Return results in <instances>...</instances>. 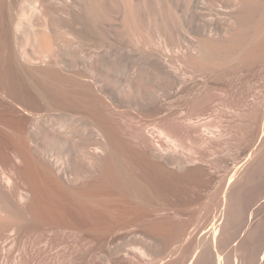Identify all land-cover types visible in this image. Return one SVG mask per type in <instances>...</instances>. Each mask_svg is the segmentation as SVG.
Segmentation results:
<instances>
[{
    "label": "rangeland",
    "instance_id": "obj_1",
    "mask_svg": "<svg viewBox=\"0 0 264 264\" xmlns=\"http://www.w3.org/2000/svg\"><path fill=\"white\" fill-rule=\"evenodd\" d=\"M78 1L80 2L81 0ZM78 1L77 6L76 4L74 5V7L76 6L77 8L74 9H76L75 11L80 14L82 11V1L80 3H78ZM132 1L133 3L138 4L137 7H139V17H141L143 20L146 19L147 21H145L143 26H134L133 24H131L132 26H129L124 22V0H103V2L107 4L108 8L107 10H105L106 7L103 9L104 12L102 11L100 14V17L102 18L97 19L98 22L96 21L97 34L93 35L90 28L85 27L82 23H78L77 25L75 24L76 26L74 25L79 33H71L68 27H66L63 30L66 45L61 51V56H63L66 60L71 59L72 56H76V58L79 59V64L81 66L88 64L84 67H90L95 62L98 67H101L103 61L102 58H110V56L112 57L114 55L116 58V56H120L121 53H126V56L130 54L128 55L129 57L133 55L135 58H137V63L141 64V66H143L142 64L145 65V68L147 66L146 70H150L155 67L153 66V63L158 65L156 66V71H158V69L161 71L163 70L162 72L160 71L161 73L158 71L160 76L162 74L161 79H163V82L160 80V83L164 84V81L169 79V83L172 82L171 85L173 87L171 85L170 87L165 86V88L167 87V90L165 88L163 91L161 90L162 94L158 95V100L155 99L157 101L152 99L151 102V100H149L150 97L146 94L144 98V103H146L145 106L147 105L146 108L149 107V109H152L160 107L162 108L161 112L163 113L158 114L160 113L158 112L157 114L155 113L153 115L152 112V114H150L148 110H145L144 113L142 112L141 115L138 113L137 116V112L134 111L135 109H133L131 105H129L128 101L125 100L123 102L122 100H119V98H115L114 101L113 99L107 98L106 101L109 103L111 100V104L109 103V107L107 106L105 110L107 111L109 108L110 114H112L111 116H116L118 121L117 122L114 120V123H117L118 125L120 124L119 126L123 127V130L126 131V136H128V138L124 136V131L122 133H124L123 137H126L127 140L129 139L127 142L128 145L133 143L135 146L127 147H133V149L137 147L136 150L139 151H137V153L135 152V149L131 151L129 148H126V151L124 150L123 152L119 151L118 155H120L119 157L122 159L119 160L122 162L125 158L124 160H126V163L128 160L129 164L132 161V165H129V167L132 166L130 168V172L135 173L136 166L141 165L143 167L144 163L142 165V162L137 159V156H134L137 159V162L139 161L137 164H134L136 163V160H133L135 159L133 154L137 153V155H141V152H143L145 155H147L144 151H147L150 147H152L149 150L150 152L147 151L149 154L147 156H151L150 158H154L155 162L158 161V163H161L162 161L160 162V160H163V164L167 166L166 171H169L167 168L170 169V171L166 172V174H169L168 176H170V178L172 177V180H167L165 176L163 177L161 174L165 173V170L163 169L162 171L164 172L159 170L161 173L156 169L153 171L151 170V172L155 171V173L158 172L161 174V176L158 178V176H156L157 173H152L153 176L155 175L153 180H156V184L158 183V188L160 187L162 190H165L166 188V192L159 190L160 188L158 189L157 186H151V188L154 189L153 191L150 187L146 188V190L148 192L149 189V192L153 194H151L150 197H153V200H155L154 202L152 199V201H150V197L148 198L147 196V203L146 201L144 202L145 198H143V195L141 194V196L139 195L141 200H138L137 197H131L128 198L130 200H126L125 198V200L119 203L117 201V203H115L114 201V203L117 206L119 205V207H115V204L113 203L114 210L116 208L118 213L114 211L115 215L113 216L114 213L111 214L113 218L109 216L111 217L108 218L110 219V225L109 220H107V223L104 222L105 224L102 222V225L99 223V221L96 223L97 225L95 224L91 226L93 230L89 228V231H92L91 233L87 231V227L86 232L82 233V229L79 231L80 229L74 226L72 227L71 225L59 226L61 227L59 229V227L57 228V226L53 224L54 226L50 227V229L48 227L52 224L42 223L43 221L39 218V216H37L38 214H36V212L34 213L33 211V213L31 212L30 194H28L29 196L27 198L22 200L17 195V191H14L15 179L10 176V182L7 181L6 177L9 176L8 172H4L0 166V195H6L9 197L13 204L17 207L18 211L21 212L17 214L19 218V224L15 225L13 229L14 231H5L3 232V237L5 236V238H0V264H215V262L216 264H223V255L216 250V252L213 251L211 248V242L212 240L215 242L219 228L217 227L215 229L212 228L209 230V224L217 220L218 217L220 218L226 214L228 206L226 205L227 198L228 202L229 200H234V196L236 197V201H239L240 196L242 195L249 196L250 199H253L255 197V193L262 190L264 183V55L262 57L263 59L259 58L254 62H251V65H238V63L232 64L231 62V65H229V63L227 65L224 64L225 66H217L218 69H216L217 67H214L215 71H213V67H207L201 70L193 61L190 60V57H196L198 51L197 45H199V42H197V38L194 37V33L192 31V24L195 23L198 18L194 19L187 16V11H191L194 0H176L177 2L175 0V2L173 0H168L170 3H174L175 7L177 8L176 10L178 12L179 18L184 24L183 28H180L181 30L174 29V36H171V32L167 33L163 30H160L162 29V26L160 25H162L164 21L163 17L165 19L167 12H165L166 9L163 7V5L158 2L159 0L152 1L153 4L151 2L150 4L152 5L150 6H148V1L146 0ZM228 1L229 0H204L205 7H208H206L207 11L205 12L207 13L209 10H211V12H208V15L205 14L203 16L207 15L209 18L208 22L213 20L210 19L212 17L216 20V22L213 20L214 23L211 22L212 24H208V22L206 23V28H208H205L207 31H204L205 33L203 36H205V38L222 41L229 37L233 31H235L241 22L239 19H241V17L243 18V15L244 17L246 14L255 17L256 15H259L260 10L264 9V0H257V2H255V0H253L254 2L251 0V3H255H252V6L245 5L244 1L248 0H242V3L240 2L241 0L239 1L240 3H238V0H232V2L231 0L229 2ZM110 7L113 8L111 9ZM249 11L250 14L252 13L251 15L249 14ZM215 14H217V16ZM218 14L220 15L219 17ZM28 16L29 15H27L24 19L25 23L30 22ZM207 17L206 19H208ZM221 17L223 19H221ZM30 23L33 22L31 21ZM225 23H228L229 25ZM158 30L162 32H159ZM175 36L179 41H182L183 38L190 40L193 46L188 49L186 48L184 51H182L183 49L180 51L177 50L176 44H178V40ZM95 42L97 44L96 46L94 44ZM97 42H99L100 45ZM172 43L176 44L174 45ZM38 64L42 67L44 66L43 63ZM94 73L97 75V72ZM114 74L115 73H112V76H115ZM101 81L103 82V80L98 81V86H101L105 83V81L103 83ZM121 95L122 92L120 93V96ZM0 96L2 97V95ZM147 96L149 99H146L148 98ZM207 99L210 101L204 103V101ZM198 100L200 101V104H198ZM196 101H198V103ZM108 103L106 102L107 105ZM147 103L151 104L148 105ZM128 105L129 108H132L134 113L132 110H130L131 112L128 111ZM206 106H208V108ZM136 119H138V121ZM138 122L139 124L137 125ZM122 124L123 126H121ZM132 124L134 126L136 125L137 127H140V129L142 128L143 130L146 128V131L141 129V131L145 134L143 137L148 139V141L145 140L147 144L144 149H142L136 143L138 142L137 139L144 140L143 137H140L143 134L141 132L139 138L135 137L136 133L133 132L134 126ZM127 125H129V128ZM171 127L175 129L173 132L171 131ZM163 128L164 131L162 130ZM168 128L171 129L167 131ZM161 130L164 133H162ZM132 132L134 133V137L132 136ZM165 133H167L168 136ZM101 134L102 132H100V138L104 139L105 137H102ZM134 138H136V141ZM176 138L178 139L176 140ZM132 141H134L136 144ZM154 142L157 145H155ZM153 148H155V150ZM127 149H129V151ZM102 152H98L99 158L105 156V152ZM126 152H129L128 156L127 154H124ZM130 155L133 157V159L129 157ZM127 157H129V159L131 158L132 160L127 159ZM169 158L172 159L173 162L175 160L178 162L170 163L167 161L170 160ZM180 158H182V161ZM234 159L237 160L235 161ZM123 162L125 163V161ZM238 162L239 165H242V167L240 166L238 168L236 173L237 175L235 177L230 178L229 176L235 172V167H237ZM170 166L173 168V170ZM191 168L196 169L198 174ZM174 170L178 171L179 173ZM191 170L193 173L188 172ZM199 172L202 173L199 174ZM170 173L174 175L172 176ZM193 174H195V176ZM185 175L188 177V179H186L187 177H185ZM200 175H205V178L202 176L200 177ZM180 177L182 178V183L180 181L177 182L178 179H181ZM198 177L201 181L197 179ZM161 178L166 180L163 181ZM183 178L185 179V183ZM66 180L68 184L73 183L69 180V178H66ZM186 180L190 181V185L189 182H186ZM161 181L163 183H161ZM172 181L174 183H172ZM191 182L196 183V185L194 186V183ZM172 184H174V186ZM178 185L180 189L179 187H176ZM161 186H163V188ZM21 187L23 188V186ZM194 189L196 191H194ZM160 191H162L165 196L161 194L162 192ZM187 191H190V193ZM212 192H216L214 194L215 197L211 196V194L213 195ZM217 193H219V196ZM154 194L156 195L155 197ZM222 195H224V197ZM168 196L171 198L169 199ZM133 198H136V200ZM162 198L165 200H162ZM142 199L144 200L142 201ZM186 199H188V201ZM262 199L263 200L260 202L259 207L255 208L252 212V218L254 219L258 218L261 213H264V198ZM134 200L137 202L139 201V203L142 202L140 203L141 205ZM176 200L177 202L179 201V203H177ZM215 200L217 202H215ZM187 202L190 203L188 204ZM124 203L125 205H135H130L127 207L124 205V209H129V211L131 210L132 212L133 210L134 212L138 211L136 213L138 216L134 213V215L132 213H128L129 215L124 214L125 217L127 216V218H123V213L121 214L120 207ZM192 205L194 207H192ZM216 206H218L220 209ZM132 207L138 208V210L133 209ZM139 207L141 209H139ZM160 207L162 209H160ZM182 208L186 209L182 210ZM210 208L212 210H209ZM177 211L180 212L177 213ZM116 215L117 219H115ZM129 218L130 221H126ZM118 219L120 222H118ZM142 222L143 224H141ZM146 224H148V226ZM143 225L145 226L143 227ZM149 225L151 227H149ZM68 227H70V229H68ZM108 227H111L110 230L106 229ZM73 228L78 230H74ZM147 228L149 230H147ZM160 230L161 233H158ZM191 232L192 234H190ZM183 237L185 240H187L184 241ZM194 251H197V258L195 257L194 261L189 263L188 261L191 259L193 253H195ZM189 256L191 257L189 258ZM196 259H199V261Z\"/></svg>",
    "mask_w": 264,
    "mask_h": 264
},
{
    "label": "bare ground",
    "instance_id": "obj_2",
    "mask_svg": "<svg viewBox=\"0 0 264 264\" xmlns=\"http://www.w3.org/2000/svg\"><path fill=\"white\" fill-rule=\"evenodd\" d=\"M77 1L78 0H0V95H2V97L0 96V166L4 172L5 171L8 172L9 176L6 177L7 181L10 182L11 177L15 179L14 191H17V195L22 200L27 198L29 196L28 194H30L31 212L32 211L34 213L36 212V214H38L37 216H39V218L43 221V222L41 221L42 223L52 224L49 227L47 225L48 228L53 227L54 225H56L57 228L63 225L64 226L71 225L72 227L74 226L80 229L79 231H81L82 229V233H83V232H86L87 230L86 227L88 228L87 231H89V228L93 230L91 226L95 225L99 221H100L99 223L102 225L104 222L107 223V220H109V225H110V219L108 218H111V217L113 218V216L115 215L114 211L118 213L116 208L114 210L115 203L122 202L123 200H125V198L127 200L128 198H131V197H137L138 200H141V197H140L141 195H143V198H145V200L142 199V201L144 200L145 202L146 199H148L152 194L151 192H149V189L147 192L146 188L148 187L151 188V186H157L158 184V183L157 184L155 183L156 180H153V177L155 175L153 176L152 173L154 174L157 173L156 176H158V178L162 174L163 177L165 176L167 180L169 179L172 180V177L170 178V176H168L169 174H166V172H169L170 169L167 168V170L169 171H166L167 166L163 164V160H160V162L162 161L161 162L162 164L158 163V161H156L157 162L156 163L154 158H150L151 156L150 157L147 156L149 155L147 151H149L150 148L152 147H150L149 150L145 148L147 151L142 150L146 152L147 155L141 152V155L139 154L140 155L139 158H138L139 155H137L139 151L136 150L137 147L134 148L135 152L137 151L138 152L136 154L134 153L135 155L133 154V157L137 156V159L140 162H142V165L144 163V166L142 167L141 165H139L142 167L141 168L135 165L137 168V170L135 168L136 172L135 173L130 172V168L132 166L129 167V165L130 164L132 165L131 163L132 161L129 164L127 160V163H128L127 164L124 158L123 161H125V163L123 161L122 163L119 160L121 158L119 157L120 155H118V152L119 151L123 152L124 150L126 151V148H129L131 149V151H133L134 150L133 147L135 146L133 145V143L132 144L130 143L128 145L127 142L129 139L127 140L128 136H126V131L123 130L124 129L123 127L119 126L120 124L118 125L117 123L116 124L114 123V120L117 121V119H116V116L115 117L114 115L111 116L112 114H110L109 108L107 109V111L105 110L107 106L109 107V103L111 102L110 99H113L114 101L115 98L117 99L119 98V100H122L123 102L125 100L128 101L129 105H131L133 109H135L134 111L137 112L136 115L138 113L141 115V113L142 112L144 113L145 110H148L150 114L153 113V115L155 113L157 114L158 112H160L158 114H161L163 112H161L162 108L160 107L152 108V109H149V107H147L148 109L146 108L147 105L145 106L146 103H144L145 94L150 97L149 99V97L147 96L148 98L146 99H149L152 102V99L154 100L157 99L158 95L162 94L161 90L163 91L165 86L170 87L172 82L169 83L168 78L170 77H168L167 78L168 80H165L164 84L162 83L163 84L162 85L160 83V80L161 82H163V79H161L162 74L160 76L158 73V71L160 72L161 70L159 69L158 71L155 70L157 69L156 67L158 66L157 64L153 63L154 64L153 66L155 67L152 66L153 67L152 69L146 70L147 66L146 68L144 67L145 66L144 64H142L143 66H141V64L137 63L138 62L137 58H135L133 55L129 57L128 55L130 54L128 53H127L128 54L127 56L125 55L126 53L125 54L121 53V55L118 57L116 56V58H115V55L112 56L114 58H112L111 56L110 58L109 57H105L104 59L102 58L103 61H102L101 67L100 66L98 67L96 62L95 63L92 62L94 65L92 64L90 67L88 66L84 67L88 64H84L83 66H81L79 64L80 61L78 58H76V56H72L71 59H67V60L63 56H61V51L66 45L65 35H63L64 34L63 30L66 27H68L71 33H79V31L77 30L75 26L78 23L80 24L82 23L85 27L90 28L93 35L97 34L96 21L98 22L97 19L102 18L100 17V14L102 13L103 9H105L106 7L105 10H107L108 8L107 4H105L103 0L102 1L101 0H81L82 2L81 1L80 2L82 3V11L79 14L75 11L76 9H74V8H77L76 7ZM146 1H148V6H150L153 4L152 1L154 0H146ZM239 1L240 0H238V3L240 2L242 3V0L240 2ZM248 1H244L245 5L247 6L251 5L254 2L253 0H252L253 1L252 3H251V0H248ZM80 2L78 1V3ZM151 2L152 4H150ZM158 2L163 5V7L166 9L165 12H167L165 19L163 17L164 21L162 25H160L162 26L161 27L162 29L160 30H163L167 33L171 32L172 34L171 36H174L175 34L173 33L174 29H180L181 27L183 28L184 26L182 20L179 18L178 12L176 10L177 8L175 7L173 2L170 3L168 0H159ZM255 2H257V0H255ZM123 3H124L123 4L124 9H125L124 10V22L129 26H132L131 24H133L134 26H139V25L143 26V24H145L146 19L143 20L141 17H139V14H138L139 7H137L138 4L133 3L132 0H124ZM75 4L76 6L74 7ZM236 5H237V2H236ZM206 7H205L204 0H194L191 11L190 12L187 11L188 17H192L194 19L198 18L195 23L193 22H192L193 24L191 23L194 37H196L197 42H199V45H197L198 51H197L196 57L194 56L190 57V60L193 61L199 67V69L203 70V68L213 67L214 69L213 71H215V68L217 66H221V65L225 66L229 63H230L229 65H231V62L232 64L238 63V65L239 64L241 65L250 64L251 65V62H254L255 60L263 57L264 55V9L260 10L259 15H256L255 17L249 16L248 14H246L245 17L243 15V18L241 17V19H239L241 20L239 26L235 29V31L232 32V34L229 37H227L226 39L222 41L221 40L216 41V40H211L209 38H205V36H203L205 33L204 31L208 28V27L206 28L207 26L206 23L209 21V18L207 17L208 15L207 13L211 12V10H209L206 13L205 11H207V8H208ZM205 14L207 15L203 16ZM249 14H250V11H249ZM27 15H29L28 16L29 21L33 22V23L28 22L30 25L27 22L26 23L24 22L25 21L24 19ZM215 15L217 16V14ZM219 16L220 15L218 14V17ZM206 17L208 19H206ZM210 19L211 20L213 19L216 22L215 18L212 17ZM221 19L223 18L221 17ZM213 20L211 22H213ZM211 22H208V24H212ZM225 24H228V23H225ZM226 31H227V27H226ZM159 32H162V31H159ZM183 39L182 41L181 40L179 41L177 39L178 44L172 43L174 45L176 44L177 48L176 47L175 48L179 51L182 49H183L182 51H184L186 50V48L188 49L193 46L190 40L186 38L184 40ZM97 43L99 44V42ZM94 44L95 46L97 45L96 42ZM147 57H150V56H147ZM38 63H43L44 66L42 67ZM216 69H218V67ZM94 72H97V75ZM112 73H115L114 74L115 76H112ZM100 80H103V82L105 81V83L102 84L101 86H98V81ZM120 91L122 92L121 96H120V93H121ZM107 98H110L109 103L108 101H106ZM207 100L204 101V103L210 101V100L208 101ZM198 101L196 102L198 103ZM106 102L108 103V105L106 104ZM198 104H200V101ZM129 105L127 107L128 111L132 110L131 107L129 108ZM208 106L206 107L208 108ZM134 111L132 110L133 113ZM108 112L110 115L108 114ZM138 119L136 120L138 121ZM139 122L137 123V125L139 124ZM121 126H123V124ZM127 126L129 128V125ZM135 126H134V131L133 129L132 131L137 134V136L135 134V137L139 138L142 132L141 131L142 128L140 129V127H137V126L135 127ZM171 128H168L167 131H169ZM145 129L146 128H144V130ZM162 130L164 131V128ZM162 130L161 132L164 133ZM173 130L175 129L172 128L171 131L173 132ZM123 131L125 132L124 136H126L127 138L123 137V134H124L122 133ZM100 132H102L101 134L102 137H105L104 139L100 138L101 137ZM133 132H132V136L134 137ZM142 134L143 135H141L140 137H143L145 135L144 132H142ZM165 134L167 135V133ZM125 138L127 141L125 140ZM143 138L144 140L137 139L138 142H136L138 146H140L142 149H144V147L147 144L146 141H148V139H145V137ZM177 139L178 138H176V140ZM134 140L136 141V138H134ZM155 145L157 144L155 143ZM127 146H133V147L130 148ZM129 149L127 150L129 151ZM153 149L155 150V148ZM102 151L105 152V156L99 158L98 152H102ZM128 153L126 152L124 154H127L128 156ZM129 157L133 159L131 155ZM129 157H127V159H129ZM131 158L129 160H132ZM137 159L136 158L133 159V160H136V163L134 164H137L139 162V161L137 162ZM180 160L182 161V158H180ZM167 161H169L170 163L173 162L172 159L167 160ZM174 162H178V161L175 160ZM96 166L98 167V169ZM240 166L241 165H239V162H238L237 167H235L236 168L235 172L233 171L234 173H232L229 176L230 178H233L237 175L236 173ZM155 169L158 170V172L160 173L162 169L165 170L164 174H166L168 177L164 175L163 173L161 174L158 172L155 173V171L151 172V170L153 171ZM191 169H193L196 172V169L194 168H191ZM188 172H192V170ZM196 173L198 174V172ZM201 173L199 172V174ZM181 174H184V173H181ZM170 175L173 176L174 174L170 173ZM193 175L195 176V174ZM206 175H207V172H206ZM201 176L205 178V175L204 176L200 175V177ZM185 177L187 176L185 175ZM66 178H69V180L72 181L73 183L68 184ZM161 179L163 180V178ZM186 179H188V177ZM197 179L200 180L199 177ZM175 180L174 182L176 183ZM189 180L188 181L186 180V182H189V185H190ZM179 181L181 182L182 178L180 180L178 179L177 182ZM183 181L185 183V179ZM174 182L172 181V183ZM194 182H191V183H194ZM161 183L163 182L161 181ZM172 185L174 186V184ZM184 185H188V184H184ZM195 185L196 183H194V186ZM21 186H23V188ZM161 187L163 188V186ZM176 187H179V185ZM151 190L153 191L154 189L151 188ZM159 190H162V189L160 188ZM165 190H162V191L164 192ZM194 191L196 190L194 189ZM163 192L161 194L164 195ZM188 193H190V191ZM215 193H213V195L211 193L210 194L211 196L215 197L214 196ZM218 194L219 193H217V195ZM155 196L156 195L154 194V197ZM222 196L224 197V195ZM133 199L136 200V198H133ZM151 199L153 200V197H150V201H152ZM163 199L164 198H162V200ZM186 200L188 201V199ZM154 201L155 200H153V202ZM215 202L217 201L215 200ZM137 203H139V201ZM177 203H179V201ZM187 203L189 204L190 202H187ZM124 205L125 203L120 207L121 214L123 213V216H122L123 218L128 213L136 214L138 212V211L134 212V210L133 212L130 210L131 211L130 212L129 209H126V208L124 209ZM130 205H125V207L130 206ZM116 206L117 205L115 204V207ZM132 206H135V205H132ZM117 207H119V205ZM192 207L194 206L192 205ZM133 209L138 210V208H133ZM139 209L141 208L139 207ZM160 209L162 208L160 207ZM184 209L182 208V210ZM209 210H212V209L210 208ZM179 212L177 211V213ZM18 213H21V212L18 211L17 207L13 204L12 200H10V198L7 197L6 195H0V238L1 239L5 238V236L3 237V232L5 231L13 232L15 225L19 224V218L17 215ZM112 213H114L113 216H111ZM136 215L138 216V214ZM123 218H122V221H123ZM125 218H127V216ZM115 219H117V215ZM128 220L130 221V218L127 219L126 221ZM118 222H120V220ZM141 224H143V222ZM160 224L162 225L161 222ZM146 225L148 226V224ZM144 226L145 225H143V227ZM149 227L151 226L149 225ZM60 228L61 227H59V229ZM76 228L75 229L73 228V229L78 230ZM110 228L108 227L106 229L110 230ZM68 229H70V227H68ZM147 230L149 229L147 228ZM158 233H161V230ZM190 234H192V232ZM186 237H187V234H186ZM186 240L184 239V241ZM244 242L245 241H243V246H245L244 244H246ZM253 243L256 244V241ZM254 244H252L253 247L256 246ZM245 249H246V246H245ZM249 253L251 254V252ZM245 254L247 255V253ZM196 256H197V251L193 253L192 257L189 256V258L191 257V259L189 261L187 259V261L189 263H192ZM254 257H257V256H254ZM199 259H196V260L199 261ZM248 262L249 261H247V263Z\"/></svg>",
    "mask_w": 264,
    "mask_h": 264
},
{
    "label": "crops",
    "instance_id": "obj_3",
    "mask_svg": "<svg viewBox=\"0 0 264 264\" xmlns=\"http://www.w3.org/2000/svg\"><path fill=\"white\" fill-rule=\"evenodd\" d=\"M262 198H264V183L262 186V190L255 193V197L253 199H250L249 196L242 195L240 196L239 201H236V197L234 196V200H229L228 202L227 198L226 205L228 206L226 214L221 216V218L215 220V223L213 222V224H209V230H211L212 228H219L215 242L213 240L211 242V248L213 251L216 250L217 252L223 255L224 264H228L229 262L231 263V261V264H246L247 261H249L247 264H252V262L253 264H263L264 213H261L260 216L256 219L252 218V212L255 208L259 207L260 202L263 200ZM258 238H260L261 240ZM243 241H245L244 243H246L244 244L246 246V249L245 246H243ZM255 241L256 244L253 243ZM252 244L256 245L254 246L255 249ZM244 249L246 250V252ZM241 251L243 254L247 253V255H245L248 257L249 260L245 255L241 253ZM248 251L251 252V254ZM251 259L254 260L252 261Z\"/></svg>",
    "mask_w": 264,
    "mask_h": 264
}]
</instances>
